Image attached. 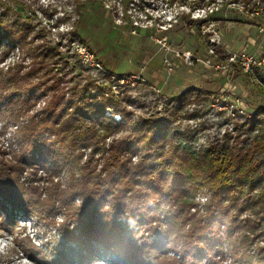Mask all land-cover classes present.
<instances>
[{
    "label": "trees",
    "instance_id": "obj_1",
    "mask_svg": "<svg viewBox=\"0 0 264 264\" xmlns=\"http://www.w3.org/2000/svg\"><path fill=\"white\" fill-rule=\"evenodd\" d=\"M85 1L75 0V7L85 6ZM241 2L247 15L264 21V0ZM35 3L0 0V39L6 37L11 49L17 47L29 59L27 69L13 66L5 73L0 69V91L7 90L11 105H18L10 120L21 117L35 93L49 96L41 115L30 117L13 132L7 144L12 149L0 147V198L28 214L38 189L26 184V175L45 180L42 200L54 199L53 205L57 203L76 224L79 235L106 245L118 264H161V259L169 258L167 250L181 245L184 254L186 245L194 242L213 254L227 246L233 264H264V106L236 120L232 129L203 150L167 146L166 134L157 131L161 120L155 119L141 118L134 135L116 138L127 128L129 111L111 99V87L98 85L88 75L82 78L83 87L71 85L73 67L64 71L69 62L67 50H62L66 45L47 37L63 35L52 29L70 20V15L52 20L55 9L42 4L36 6L41 17L34 10L29 15ZM77 22L72 21L73 27ZM68 35L70 40L77 38L75 31ZM173 100L184 104L182 95ZM107 107L112 108L110 115L104 114ZM117 114L118 120H113ZM85 149L89 152L82 161ZM138 149L142 153L133 160ZM39 166L46 170L45 176H37ZM62 170L69 175L65 183L59 179ZM202 191L209 199L203 215H198V210H190L196 208L194 199ZM163 197L165 218L152 226V205ZM75 198H80L79 205H74ZM139 220L157 231L156 240L140 237L138 247L137 240L114 237L117 222L129 227Z\"/></svg>",
    "mask_w": 264,
    "mask_h": 264
},
{
    "label": "rangeland",
    "instance_id": "obj_2",
    "mask_svg": "<svg viewBox=\"0 0 264 264\" xmlns=\"http://www.w3.org/2000/svg\"><path fill=\"white\" fill-rule=\"evenodd\" d=\"M34 1L37 3L29 9V15L38 4L55 9L52 20L70 15V20L52 29L63 35L47 37L66 45L62 50H67L69 62L64 71L73 67L71 85L83 87L82 78L88 75L98 85L111 87V99H117L119 108L129 111L127 128L116 138L134 135L141 118L155 119L161 120L157 131L166 134L167 146L203 150L226 129H232L236 120H244L264 106V21L247 15L243 0H82L86 5L79 8L75 0L30 3ZM35 15L41 17L39 11ZM74 20L78 22L73 27ZM70 31H75L77 38L70 40ZM28 64L29 59L23 58L17 47L11 49L6 37L0 39L2 72L13 66L27 69ZM8 93L0 91V147L6 151L12 149L7 144L18 125L32 116L39 117L49 98L35 93L21 117L12 121L18 105H11ZM181 95L184 104L179 105L173 99ZM104 111L105 115L113 112L111 107ZM118 118L119 114L112 119ZM88 152L85 149L82 161ZM141 153L138 149L132 159ZM38 168L37 176H45L46 170ZM26 176V184L38 189L28 214L0 198V264H118L106 245L79 235L76 224L65 217L57 203L53 205L54 199L46 203L42 200L45 180ZM68 176L62 170L59 179L65 183ZM75 177L79 178L78 172ZM206 199L209 194L202 191L194 199L196 208L190 211L198 210V215H203ZM80 202V198L73 200L74 205ZM152 206L153 226L165 218L166 198ZM117 227L115 238L137 240L138 247L142 244L140 237L156 240L157 231L145 221L130 223L129 227L120 221ZM71 235L80 238L72 241ZM88 246L90 251L86 250ZM180 247L167 250L169 258L161 259V264H173L171 258L184 264H213L215 260L234 263L227 246L217 254L195 242L186 245L184 254Z\"/></svg>",
    "mask_w": 264,
    "mask_h": 264
}]
</instances>
